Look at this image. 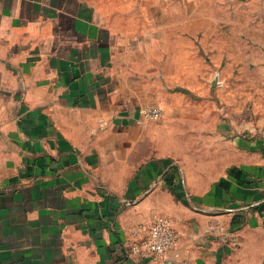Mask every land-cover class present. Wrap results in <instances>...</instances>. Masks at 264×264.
<instances>
[{"label": "crops", "instance_id": "obj_1", "mask_svg": "<svg viewBox=\"0 0 264 264\" xmlns=\"http://www.w3.org/2000/svg\"><path fill=\"white\" fill-rule=\"evenodd\" d=\"M198 3L0 0V264H264V133L194 61ZM157 216L167 258L130 252Z\"/></svg>", "mask_w": 264, "mask_h": 264}, {"label": "rangeland", "instance_id": "obj_2", "mask_svg": "<svg viewBox=\"0 0 264 264\" xmlns=\"http://www.w3.org/2000/svg\"><path fill=\"white\" fill-rule=\"evenodd\" d=\"M188 1L199 2L193 8L199 20L184 24V30L198 33L208 50L194 61L208 66L205 77L213 82L215 97L228 105L230 118L246 120L248 133L255 128L254 132L264 133V0ZM198 87L190 90L196 92Z\"/></svg>", "mask_w": 264, "mask_h": 264}, {"label": "built area", "instance_id": "obj_3", "mask_svg": "<svg viewBox=\"0 0 264 264\" xmlns=\"http://www.w3.org/2000/svg\"><path fill=\"white\" fill-rule=\"evenodd\" d=\"M149 118H159L161 110L149 107L142 110ZM176 242V233L172 222L165 216H157L148 228L147 235L131 246L130 252L142 258L166 259L169 251Z\"/></svg>", "mask_w": 264, "mask_h": 264}]
</instances>
